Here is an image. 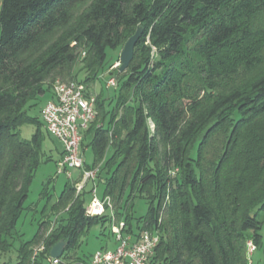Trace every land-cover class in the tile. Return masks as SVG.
I'll return each instance as SVG.
<instances>
[{
    "label": "trees",
    "instance_id": "1",
    "mask_svg": "<svg viewBox=\"0 0 264 264\" xmlns=\"http://www.w3.org/2000/svg\"><path fill=\"white\" fill-rule=\"evenodd\" d=\"M139 28L134 60L111 73L114 104L91 85L106 73L107 51L122 50ZM0 29V264H32L42 242L35 264H46L60 241L62 264H90L94 253L80 250L95 226L117 246L109 212L86 215L91 191L77 195L78 171L14 250L43 129L53 139L41 113L56 79L97 95L81 144L94 156L85 169L105 172L103 199L124 235H159L151 264H249L248 243L263 250L264 0H0ZM24 125L37 128L30 140L20 138ZM136 198L148 204L139 219Z\"/></svg>",
    "mask_w": 264,
    "mask_h": 264
},
{
    "label": "built area",
    "instance_id": "2",
    "mask_svg": "<svg viewBox=\"0 0 264 264\" xmlns=\"http://www.w3.org/2000/svg\"><path fill=\"white\" fill-rule=\"evenodd\" d=\"M76 45V43H74ZM86 52H81V58ZM120 62L115 63L111 70H117ZM117 80L113 77L107 82V88H116ZM53 99L42 109V120L45 128L54 140L62 145L63 155L57 163V176H64L73 180V171L82 172V182L76 184L79 195L88 184H92V199L86 207V215L102 216L106 211L112 217V233L115 235L117 246L114 250H99L94 253L90 264H151L156 248L159 245L158 234L144 232L137 241L123 233L125 222L117 221L111 198L103 200L97 198V180L99 167L93 170L85 169V158L81 152L83 134L97 118V95L91 93L86 85L79 81H59L53 86ZM53 223L50 232L54 229ZM251 252L256 250L252 243L248 244ZM45 242L33 250L32 264H35L39 255L45 251ZM62 258L54 259L51 256L46 264H62Z\"/></svg>",
    "mask_w": 264,
    "mask_h": 264
},
{
    "label": "rangeland",
    "instance_id": "3",
    "mask_svg": "<svg viewBox=\"0 0 264 264\" xmlns=\"http://www.w3.org/2000/svg\"><path fill=\"white\" fill-rule=\"evenodd\" d=\"M0 35H1V29H0ZM74 45V43H73ZM83 52V51H81ZM122 50H112L109 49L107 51V60L105 66L106 73L102 75L101 79H98L96 83L91 85L92 88L96 90V93H104V98L107 100H110V102H114L118 89L116 88H107V82L111 77L115 78L118 81V75L114 73V75L111 76V73L115 70H110V66L114 62H119ZM83 59V58H82ZM81 59V60H82ZM116 72V71H115ZM63 81L61 79H56L52 85L54 86L57 82ZM118 84V82H117ZM93 91V90H92ZM48 99V94L43 98V101H46ZM113 108V105L107 106V110L111 111ZM31 115H36L35 111H31ZM108 121L106 122L107 126ZM36 126L34 125H24L20 127L19 134L20 138L22 140H30L32 136L36 133ZM43 135H44V141H43V163L40 165V167L35 172L29 197L25 203V210L23 211V215L16 227V234L19 235L18 239L15 242L14 250L16 251L21 243L30 241L37 229H38V223L42 217V212L44 210V207L48 206V212L53 208L54 204L56 203L58 197L61 195V193L64 191L65 186L67 183H75V181L78 178V171L74 170V178L73 180H67L64 176H57V161L60 156V152L62 150V145L52 139L46 131L43 129ZM93 134H88L86 145H89L91 142ZM84 158L86 159V162L89 165L93 164L94 156L91 148H87L84 152ZM50 159L49 161L47 159ZM98 179L101 181L98 183L97 186V198L99 200H103L104 198V183L103 181L106 179L105 172L99 171ZM82 182V178L79 179L80 183ZM92 184H88L87 186V192L92 191ZM92 195L91 192L86 196V207H88L91 203ZM148 212V204L145 200H142L140 198H136L134 200V217L135 219H139L144 217ZM53 217H51L52 219ZM118 221V220H117ZM101 228L98 226L92 227L88 234L83 238V241L85 242L81 247L82 253H96L97 251L101 250V248L105 245H108L110 249H112L115 245L114 239L109 236H101L100 234ZM262 235L264 238V226L262 230ZM250 243V242H249ZM248 243V244H249ZM36 248V247H35ZM256 248V247H255ZM5 260L14 262L16 260L15 253H11L10 255L5 257ZM248 261L249 264H264V248L263 250H254V252H251V249H249L248 246Z\"/></svg>",
    "mask_w": 264,
    "mask_h": 264
},
{
    "label": "water",
    "instance_id": "4",
    "mask_svg": "<svg viewBox=\"0 0 264 264\" xmlns=\"http://www.w3.org/2000/svg\"><path fill=\"white\" fill-rule=\"evenodd\" d=\"M143 33V28H139L136 34L128 40V42L125 44L124 48L122 49L121 55H120V67L119 72H125L132 61L134 60L135 56V48L138 44L141 36ZM67 242L60 241L58 244H56L50 252V256L54 259H59L63 257V254L65 252V249L67 248Z\"/></svg>",
    "mask_w": 264,
    "mask_h": 264
},
{
    "label": "crops",
    "instance_id": "5",
    "mask_svg": "<svg viewBox=\"0 0 264 264\" xmlns=\"http://www.w3.org/2000/svg\"><path fill=\"white\" fill-rule=\"evenodd\" d=\"M62 151H63V149L61 150V153H62ZM60 157H61V155L59 156V158H60ZM115 246H116V245H115ZM115 246H114V247H115ZM113 249H114V248H113Z\"/></svg>",
    "mask_w": 264,
    "mask_h": 264
}]
</instances>
